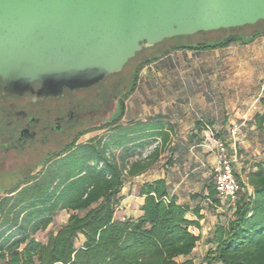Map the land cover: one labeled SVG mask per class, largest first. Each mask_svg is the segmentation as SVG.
Instances as JSON below:
<instances>
[{
  "label": "trees",
  "instance_id": "16d2710c",
  "mask_svg": "<svg viewBox=\"0 0 264 264\" xmlns=\"http://www.w3.org/2000/svg\"><path fill=\"white\" fill-rule=\"evenodd\" d=\"M210 32L211 42L172 38L156 45H167L159 52L146 51L149 55L136 65L130 88L117 97L118 113L106 124L108 135L75 140L48 158L38 173L0 190V264H196L193 254L200 235L191 226L197 222L187 217L185 206L167 196L164 179L141 186L142 216L121 220L115 214L125 197L126 178L159 160L174 128L158 119L121 123L143 68L176 50L250 44L264 36V20ZM257 125L264 130V115ZM242 153L239 148L238 156ZM169 164H174L172 159ZM243 164L249 167H243L245 179L237 173L242 190L232 206L234 217L216 226L215 247L204 259L208 264H264V156L243 158ZM208 190L219 205L215 177ZM62 212L68 214L66 222L46 241L39 239Z\"/></svg>",
  "mask_w": 264,
  "mask_h": 264
},
{
  "label": "crops",
  "instance_id": "0c3cea01",
  "mask_svg": "<svg viewBox=\"0 0 264 264\" xmlns=\"http://www.w3.org/2000/svg\"><path fill=\"white\" fill-rule=\"evenodd\" d=\"M263 79L264 36L247 45L176 50L145 66L126 101L121 123L132 126L158 119L174 128L159 160L147 171L126 178L125 197L115 217L142 216L141 186L164 179L167 196L185 206L187 217L197 222L191 226L200 235L194 254L213 249L216 226L232 219L234 209L218 193L219 205L209 196L217 156L206 143L225 141L235 161L252 158V150L264 156V145L258 142L264 139V130L257 125L264 115ZM239 148L244 149L240 157Z\"/></svg>",
  "mask_w": 264,
  "mask_h": 264
},
{
  "label": "water",
  "instance_id": "95a60500",
  "mask_svg": "<svg viewBox=\"0 0 264 264\" xmlns=\"http://www.w3.org/2000/svg\"><path fill=\"white\" fill-rule=\"evenodd\" d=\"M261 20L264 0H0V77L7 94L59 97L167 39Z\"/></svg>",
  "mask_w": 264,
  "mask_h": 264
},
{
  "label": "flooded vegetation",
  "instance_id": "af4514ba",
  "mask_svg": "<svg viewBox=\"0 0 264 264\" xmlns=\"http://www.w3.org/2000/svg\"><path fill=\"white\" fill-rule=\"evenodd\" d=\"M134 72L129 77L133 82ZM120 79L115 73L86 88H65L61 96L37 93H5L0 77V190L13 188L34 175L48 158L55 157L87 129L115 120V95ZM35 89L40 84H34ZM108 126V125H107ZM23 174L17 182L7 176Z\"/></svg>",
  "mask_w": 264,
  "mask_h": 264
},
{
  "label": "rangeland",
  "instance_id": "374dc122",
  "mask_svg": "<svg viewBox=\"0 0 264 264\" xmlns=\"http://www.w3.org/2000/svg\"><path fill=\"white\" fill-rule=\"evenodd\" d=\"M177 41L179 42H191V43H198L200 41H208L211 42L213 38L212 32L208 31H201L198 32L194 35H189V36H178L175 37ZM166 44L164 46H156L150 49H145L143 51H141L134 59L135 61H131L122 72L118 73L117 75H115V79H120L121 81V85L119 86L117 92L115 93V95L117 97L122 96V93L124 91H126L127 89L130 88L131 84L129 85V77L130 75L134 72L136 65L138 64L139 61L145 59L148 57V54H145L146 51L150 50V54L154 52H159L161 49H163L164 47L166 48ZM143 53L145 55H143ZM141 73V72H140ZM140 76V75H139ZM264 81V79H263ZM116 109H117V105L115 104V114H116ZM123 123V122H122ZM110 132L109 127L105 124V126H102L100 128H96L95 130L89 131L87 132L79 141V143H83V142H87L88 140L95 138L97 136H102V135H108V133ZM261 139V138H260ZM259 143H262L264 145V139H262V141L258 140ZM260 145V144H259ZM258 145V146H259ZM151 148H149L148 150H146L145 154H147L150 151ZM251 155L253 157H262L263 155L258 154L255 150H252ZM255 153L256 156L253 154ZM234 166H235V170L238 173L239 176H241L242 179H245V174L243 172V167H249V165H245L243 164V159L240 160L238 159L237 161L234 162ZM24 175L23 174H17V175H9L7 176V180L9 179H13L14 182L19 181ZM3 193H0V198L2 197ZM68 218V214H66L65 212L60 213L55 222L43 233L38 234L39 239L46 241L48 235L50 234V232H55L57 231V229L64 223L66 222ZM215 247V246H214ZM207 254V251L203 248L202 250H199V252H196L194 254V258H195V263L196 264H208L204 259L205 256Z\"/></svg>",
  "mask_w": 264,
  "mask_h": 264
},
{
  "label": "built area",
  "instance_id": "2783aa9c",
  "mask_svg": "<svg viewBox=\"0 0 264 264\" xmlns=\"http://www.w3.org/2000/svg\"><path fill=\"white\" fill-rule=\"evenodd\" d=\"M206 147L216 152L217 160L214 165L215 186L218 195L230 202L232 206L236 204L242 184L237 176L234 162L235 159L229 154L225 141L214 139L213 143H206Z\"/></svg>",
  "mask_w": 264,
  "mask_h": 264
}]
</instances>
